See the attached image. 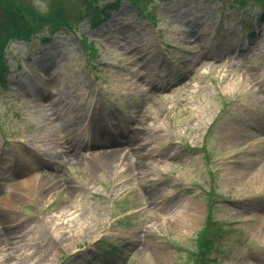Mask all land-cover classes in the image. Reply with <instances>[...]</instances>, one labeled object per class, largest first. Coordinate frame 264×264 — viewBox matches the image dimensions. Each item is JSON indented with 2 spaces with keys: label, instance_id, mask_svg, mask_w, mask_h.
<instances>
[{
  "label": "rangeland",
  "instance_id": "1",
  "mask_svg": "<svg viewBox=\"0 0 264 264\" xmlns=\"http://www.w3.org/2000/svg\"><path fill=\"white\" fill-rule=\"evenodd\" d=\"M143 2L8 43L0 264H264V12Z\"/></svg>",
  "mask_w": 264,
  "mask_h": 264
},
{
  "label": "trees",
  "instance_id": "2",
  "mask_svg": "<svg viewBox=\"0 0 264 264\" xmlns=\"http://www.w3.org/2000/svg\"><path fill=\"white\" fill-rule=\"evenodd\" d=\"M80 7L77 5L76 10L68 11L62 0H52L50 12L41 14L35 7L21 0H0V84L5 83L7 66L5 63V49L9 42L13 40H28L35 32L43 29H71L74 20L89 19L91 24H96L101 16H105V10L109 11L117 7L118 0L107 1L104 5L98 4L99 0H78ZM103 1V0H102ZM232 4L239 7L244 5L246 0H232ZM259 7L264 8V0H251ZM145 17L155 23L154 16L147 11L143 0H128ZM147 12H146V11ZM143 14V15H144ZM82 50L87 55H95L92 46H88L86 40H80ZM195 264H203V251L189 253Z\"/></svg>",
  "mask_w": 264,
  "mask_h": 264
},
{
  "label": "bare ground",
  "instance_id": "3",
  "mask_svg": "<svg viewBox=\"0 0 264 264\" xmlns=\"http://www.w3.org/2000/svg\"><path fill=\"white\" fill-rule=\"evenodd\" d=\"M113 144V142L111 141V145ZM195 208H192V209H187V211H188V215H186V216H188V218H195V217H197V215H198V213H197V208H196V206H195V204H192ZM192 205H189V206H187V208H189V207H191Z\"/></svg>",
  "mask_w": 264,
  "mask_h": 264
}]
</instances>
